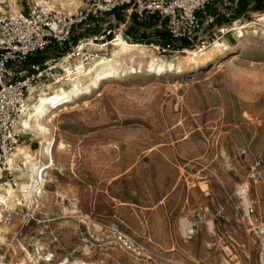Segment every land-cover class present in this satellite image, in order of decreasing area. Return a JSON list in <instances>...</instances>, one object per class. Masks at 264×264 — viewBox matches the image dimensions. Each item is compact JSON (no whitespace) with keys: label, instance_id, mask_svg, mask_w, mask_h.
<instances>
[{"label":"rangeland","instance_id":"obj_1","mask_svg":"<svg viewBox=\"0 0 264 264\" xmlns=\"http://www.w3.org/2000/svg\"><path fill=\"white\" fill-rule=\"evenodd\" d=\"M28 2L42 6L0 0V10L11 15L16 5L27 13ZM86 2L74 0L73 9L62 12ZM257 4L239 0L214 20L201 16L202 31L178 56L199 54L216 42L233 47L205 66L180 73L120 71L57 108L47 120L57 140L54 163L44 172L39 198L28 202L20 191L23 163L13 165L18 187L0 165V188L10 186L17 195L0 218V264L18 260L23 247L33 256L40 252L35 264H81L82 258L83 264H263L262 240L241 219L235 198L238 185L249 182L256 217L264 222V0ZM210 9L213 15L216 9ZM109 20L106 15L100 21ZM237 21L254 22L242 41L233 28ZM103 28L76 29L73 40L100 35ZM148 28L131 20L122 34L147 45L164 41L162 30ZM111 48L100 54L109 55ZM61 75L56 69L34 85ZM18 132L19 143L25 142L18 146L31 152L40 146L39 134ZM254 169L262 172L259 180ZM200 204L210 213L186 241L179 219ZM115 223L136 243V252L112 233Z\"/></svg>","mask_w":264,"mask_h":264},{"label":"built area","instance_id":"obj_2","mask_svg":"<svg viewBox=\"0 0 264 264\" xmlns=\"http://www.w3.org/2000/svg\"><path fill=\"white\" fill-rule=\"evenodd\" d=\"M238 2L239 0H87L84 6L68 13L28 2V12L15 17L0 10V165L11 183L15 187L19 186L16 169L10 161L19 143L16 118L31 91V85L39 83L45 75L53 76L56 69L63 72L64 79L77 78L85 69L83 63L101 51L107 52L110 43L117 40L126 23L131 20L145 24L150 29L162 30L166 35L164 41L150 45L158 54L177 56L184 51L183 45L193 41L202 31L201 16L214 20L215 15L224 13L227 9L232 10ZM212 7L216 10L213 15H209ZM106 15L110 20L101 22ZM112 23L117 26L114 27ZM97 24L104 27L100 35L73 40L76 29L85 30L96 27ZM93 42L100 44L101 48L94 49ZM48 49H55L52 56L37 58L39 53ZM252 176L259 180L262 177L261 170L254 169ZM235 198L241 219L253 226L252 229L264 245V222L256 217V202L251 197L249 182L238 185ZM209 213L210 207L200 204L194 214L180 217L178 228L184 240L194 237L198 224ZM90 225L98 226L92 220ZM110 228L122 246L132 252L138 250L136 243L120 230L119 224L115 223ZM98 229L103 230L104 226L99 225ZM88 246L84 247L86 252L91 251ZM81 261V264L86 263L83 258Z\"/></svg>","mask_w":264,"mask_h":264},{"label":"bare ground","instance_id":"obj_3","mask_svg":"<svg viewBox=\"0 0 264 264\" xmlns=\"http://www.w3.org/2000/svg\"><path fill=\"white\" fill-rule=\"evenodd\" d=\"M36 1L44 8L54 9L58 12L71 10L75 4L74 0ZM9 13L13 17L21 14L16 5H12ZM253 23L252 21H246L240 24L237 21L233 24L235 35L240 41L244 40L246 29L251 27ZM93 44L94 49L99 50L101 48V45L97 42H93ZM110 45H112L110 54L98 53L85 61L83 63L85 69L77 75V78L57 79L42 85H31V93L25 99L17 115L15 126L20 132L32 131L39 134L41 136L40 146L33 152L23 146H17V150L10 161L12 166L18 165L20 162L25 166L20 173L22 179L20 191L28 202H32L33 199L41 196L46 182L44 172L46 168L54 163V147L57 140L47 120L61 105L75 102L82 95L88 94L104 80L117 75L120 71L128 69L142 70L145 68L158 74L162 72L180 73L191 66H205L215 60L216 56L219 57L233 50V47L229 46L227 42H216L199 54L194 50L195 54L193 55L192 53L182 56L177 55L167 59L163 55L154 54L150 49V45L128 41L122 33ZM62 143L61 145H63ZM16 196L15 189L12 187L0 188V218L3 216V211L13 209L12 207L17 200ZM21 252L22 257L18 260L9 261L7 264H35L40 255V252L37 251L38 255L33 256L26 247H23ZM261 261L264 264V257L261 258Z\"/></svg>","mask_w":264,"mask_h":264},{"label":"trees","instance_id":"obj_4","mask_svg":"<svg viewBox=\"0 0 264 264\" xmlns=\"http://www.w3.org/2000/svg\"><path fill=\"white\" fill-rule=\"evenodd\" d=\"M256 1H257V3H258L257 5L260 6V4L262 3L263 0H256ZM132 29H133V26H130V27L128 28L127 31H128L129 34L132 33ZM134 38L137 39L136 36H135Z\"/></svg>","mask_w":264,"mask_h":264},{"label":"crops","instance_id":"obj_5","mask_svg":"<svg viewBox=\"0 0 264 264\" xmlns=\"http://www.w3.org/2000/svg\"><path fill=\"white\" fill-rule=\"evenodd\" d=\"M137 24H138L139 27L141 26V28H142V27H147V28H148V26L145 25V24H139V23H137ZM148 29H150V28H148ZM21 143H22V144H25L24 141H23V142L21 141ZM21 143H19V144H21Z\"/></svg>","mask_w":264,"mask_h":264}]
</instances>
